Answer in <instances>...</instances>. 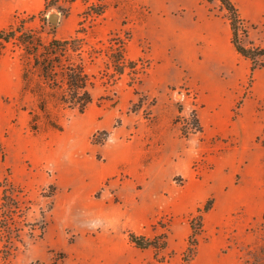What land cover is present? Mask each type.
Listing matches in <instances>:
<instances>
[{
  "label": "rangeland",
  "instance_id": "374dc122",
  "mask_svg": "<svg viewBox=\"0 0 264 264\" xmlns=\"http://www.w3.org/2000/svg\"><path fill=\"white\" fill-rule=\"evenodd\" d=\"M99 1L0 0V32L23 21L45 43L82 38L93 82L84 113L60 110L61 131L41 118L34 132L22 52L3 44L0 215L4 186L14 185L22 231L0 264H100L83 250L96 226L82 231L78 213L103 199L132 212L129 199L135 206L144 194L150 220L121 236L133 264H183L190 221L210 199L190 264H264V68L237 52L218 0H104L103 14H91ZM232 1L239 42L264 48V0ZM120 55L123 74L114 68ZM107 167L114 172L100 182ZM131 234L166 247L138 248Z\"/></svg>",
  "mask_w": 264,
  "mask_h": 264
},
{
  "label": "trees",
  "instance_id": "16d2710c",
  "mask_svg": "<svg viewBox=\"0 0 264 264\" xmlns=\"http://www.w3.org/2000/svg\"><path fill=\"white\" fill-rule=\"evenodd\" d=\"M104 0L90 7L91 14L101 15L104 12ZM213 2L214 0H207ZM228 12L232 43L237 52L251 60L252 69L264 68V48H248L239 42V32L243 20L232 0H218ZM60 10H65L62 7ZM244 26V25H243ZM84 40L77 35L69 39L53 37L48 43L43 42L37 31L25 27L22 21L19 25H10L8 29L0 32V55L3 44L13 43L22 55L20 57L23 67V90L29 92L37 101L38 112L29 111L30 127L37 132L40 129V119L44 118L47 127L62 130L63 125L58 121L60 110H77L84 113L93 102L91 87L93 82L86 68L83 58ZM114 58V68L117 73L123 74L126 61L123 55ZM132 68V62L128 63ZM22 192L14 185L4 186L0 215V249L1 258L8 261L15 253L17 242H21V227L15 214L21 211L20 195ZM213 200H208L198 214L190 221L191 235L189 245L183 256V264H190L196 255L198 237L203 233L204 215L212 208ZM131 242L138 248L146 249L150 246L166 247L165 241L150 240L135 234L130 235Z\"/></svg>",
  "mask_w": 264,
  "mask_h": 264
},
{
  "label": "crops",
  "instance_id": "0c3cea01",
  "mask_svg": "<svg viewBox=\"0 0 264 264\" xmlns=\"http://www.w3.org/2000/svg\"><path fill=\"white\" fill-rule=\"evenodd\" d=\"M206 42L210 44V53H213V39L211 36L205 38ZM217 48V47H216ZM209 53V51H208ZM114 172L110 168H105L97 176L100 182L107 176H110ZM152 196L144 194L138 201L137 205H133V201L129 199L128 204L131 205V211L129 206L123 209H118L115 203L110 200L103 199L97 204L98 209L94 212H82L78 213L77 220L82 224V231L86 232L89 229V225L94 223L96 226V237L93 240H88L83 243V250L86 252L96 253L94 258L96 262L100 264H110L113 261L123 263H134V257L128 253V249L125 247L126 241H123L121 236L122 231L125 228L138 229L141 224H147L150 220L154 207L150 206ZM117 204V203H116ZM118 204H121L118 202ZM191 234V233H190ZM86 243V244H85Z\"/></svg>",
  "mask_w": 264,
  "mask_h": 264
},
{
  "label": "water",
  "instance_id": "95a60500",
  "mask_svg": "<svg viewBox=\"0 0 264 264\" xmlns=\"http://www.w3.org/2000/svg\"><path fill=\"white\" fill-rule=\"evenodd\" d=\"M49 20H50V22H52V23H56L57 20H58V15H57V14H52V15H50Z\"/></svg>",
  "mask_w": 264,
  "mask_h": 264
}]
</instances>
